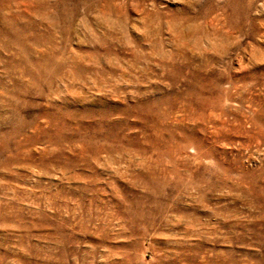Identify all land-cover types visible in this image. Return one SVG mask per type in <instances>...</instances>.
<instances>
[{
  "label": "rangeland",
  "instance_id": "obj_1",
  "mask_svg": "<svg viewBox=\"0 0 264 264\" xmlns=\"http://www.w3.org/2000/svg\"><path fill=\"white\" fill-rule=\"evenodd\" d=\"M0 264H264V0H0Z\"/></svg>",
  "mask_w": 264,
  "mask_h": 264
}]
</instances>
